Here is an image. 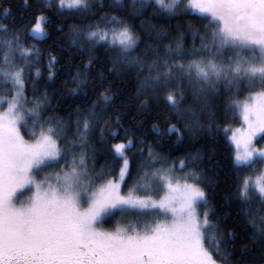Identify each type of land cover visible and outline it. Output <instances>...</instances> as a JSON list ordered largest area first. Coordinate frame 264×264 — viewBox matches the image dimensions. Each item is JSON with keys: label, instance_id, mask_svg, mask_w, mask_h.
<instances>
[{"label": "snow or ice", "instance_id": "obj_1", "mask_svg": "<svg viewBox=\"0 0 264 264\" xmlns=\"http://www.w3.org/2000/svg\"><path fill=\"white\" fill-rule=\"evenodd\" d=\"M53 9L81 17V24L69 27L68 47L86 59L65 82L76 85L67 94L80 103L67 118L54 114L47 89L38 90L42 52L26 39L48 35L47 12ZM10 15L4 7L3 16ZM172 20L184 21L175 35ZM57 62L49 56V80ZM105 63L122 81L134 74L143 108L155 98L150 93L164 92L176 122L165 116L164 127L153 125L155 146L130 136V129L121 138L119 116L115 129L105 119L115 98L111 86H104ZM221 91L228 93L226 111L240 127L215 123L212 108ZM220 133L240 169L231 195L251 229L240 259L235 230L214 219L206 190L214 180L193 168L203 157L179 159L177 175V161L155 150L165 137L175 135L180 144L186 137ZM262 140L264 0H36L31 21L0 22V264H246L249 251L260 248L264 255V147L257 146ZM137 144L133 175L128 152ZM100 155L110 160L97 167ZM247 170L254 179L243 175ZM129 181L125 194L122 186ZM118 213L115 229L98 227ZM127 214L136 219L122 225ZM150 214L155 217L142 219Z\"/></svg>", "mask_w": 264, "mask_h": 264}, {"label": "trees", "instance_id": "obj_2", "mask_svg": "<svg viewBox=\"0 0 264 264\" xmlns=\"http://www.w3.org/2000/svg\"><path fill=\"white\" fill-rule=\"evenodd\" d=\"M44 3H47L43 0ZM99 3V0H97ZM10 7L11 15L8 17L3 16V8ZM36 9V0H5L3 5H0V22L9 24V26L21 25L32 20V13ZM47 15L51 17V24H45L48 35L43 39H38L36 37L28 36L26 37L29 44H35L42 52L41 63L37 65L40 68L41 76L36 78L37 88L40 92L47 89L49 97L51 99L52 108L54 109V114L60 117L67 118V114L76 107L77 103H80V98L70 97L67 94V90L76 87L75 84L68 83L65 85L66 81H70L71 78L76 74V70L81 66V61L86 59V57H81V55L76 52L75 47H68V40L70 39L69 27L71 25L81 24V17L67 13L65 16H60L56 13L55 9L47 12ZM161 23H164L161 21ZM170 30L173 35L176 32L177 24H184V21L172 20L169 22ZM31 25H29L30 27ZM63 27L64 31H57L59 27ZM168 43V41H164ZM187 45H191V37L187 40ZM140 51V49H138ZM103 59V49L99 53ZM49 56H55L57 58V63L53 69L55 76L52 80L48 79V71L46 65L49 60ZM70 56L72 57L70 59ZM110 67L105 63V75L108 76V80L104 82V86H111L112 93L115 94L113 104L109 107L108 115L105 119H108L111 126L115 129L117 128L115 117H120V137L123 138V129H130L129 135L146 140L155 146V142L159 137L153 129V125H158L161 128L164 127L165 121L164 117L167 116L175 123V117L169 109V106L164 99V92L159 91L154 95L155 98L150 101L149 108L141 107V101L143 97L137 96V82L134 79V74L129 73L123 78H117L114 73H108L107 68ZM35 69H33L34 73ZM92 77L99 79L98 69L94 68ZM33 81H28V88L26 94L29 98L32 97V85ZM103 88H98L97 93L102 92ZM92 96L91 99H95ZM243 98V97H241ZM227 101L228 93L221 91L219 97L215 100L212 111L215 112V123L220 127L224 125H230L235 127L241 124L239 119H232L231 113L227 112ZM190 103V101H188ZM53 114V113H47ZM207 123V121H203ZM179 127V125H178ZM25 134V138H30L27 135V131L22 129ZM229 135V134H228ZM99 136V130H97L93 136L92 140L95 143L97 137ZM118 142V141H112ZM97 148L106 149L105 145L97 144ZM141 147L137 144V148L132 149L128 152V156L133 160L132 164V174L135 175L137 172V163L140 158L136 155L137 149ZM155 150L162 156H168L171 160L177 161L176 173L180 172L178 161L179 159H186L190 155L200 154L203 159L199 165H194L193 168L198 172H203L204 176L212 178L214 180V185L207 186V191L209 193L208 200L215 209L217 216L214 219H220L221 223L229 228L235 230L236 246L237 251L235 254L236 259L241 258V252L239 249L243 244L247 243L246 234L251 229H248L244 224L242 216L238 215V208L234 197L231 195L235 191L234 182L238 179V173L240 169H235L233 162L230 158V145L226 141L223 133L217 136H209L207 134H201L197 139L193 140L190 138H185L183 143L177 144L175 135L171 137H165L163 142L159 147H155ZM146 155V153H145ZM106 160H110V157L100 155L98 156L97 167L105 164ZM159 167V165H157ZM260 167V165H257ZM191 168H185L184 171H190ZM255 173L252 170H247L243 172V175L253 176ZM182 175V173H181ZM131 186V181L128 184L122 186L124 191H128ZM138 194L148 195L145 192H139ZM227 214V215H225ZM117 217H113L106 221L108 226H116ZM148 216V215H147ZM144 216L143 218L145 219ZM155 216V214H154ZM154 216L152 218H154ZM160 218V217H158ZM113 219H116L113 222ZM128 222L126 220H120V223L124 225ZM261 249L256 248L255 250L249 251L243 256L246 264H264V255L261 254Z\"/></svg>", "mask_w": 264, "mask_h": 264}, {"label": "rangeland", "instance_id": "obj_3", "mask_svg": "<svg viewBox=\"0 0 264 264\" xmlns=\"http://www.w3.org/2000/svg\"><path fill=\"white\" fill-rule=\"evenodd\" d=\"M46 2H48V0H45ZM53 2H55V0H53ZM46 28V27H45ZM46 31H47V29H46ZM36 38H38V39H41L40 37H36ZM241 126V124L240 125H238V126H235V127H240ZM229 135H230V133H229ZM257 146L258 147H264V140H262V141H259L258 142V144H257ZM49 171H51V170H49ZM177 175H181V173L179 174V172L178 173H176ZM252 178L254 179L255 178V174L252 176ZM122 192L123 193H127L126 191H124L123 190V188H122ZM138 194V193H137ZM148 194H150V193H148ZM24 195L26 196V195H28V193H24ZM138 195H141V194H138ZM142 196V195H141ZM119 216V215H118ZM154 216V214H150V215H148L147 217H145V219H147V220H151V219H153L152 217ZM155 217V216H154ZM171 217L169 216V217H163V216H160V218L159 219H170ZM129 220V219H136V217H135V215H132V214H127L126 215V220ZM142 219H144V218H142ZM115 220L116 219H113V222H115ZM128 222H126L124 225H126ZM98 227H101V228H104V229H108V230H113V229H115L116 227H117V225L116 226H108L107 224H106V222H104V223H101L100 225H98Z\"/></svg>", "mask_w": 264, "mask_h": 264}]
</instances>
